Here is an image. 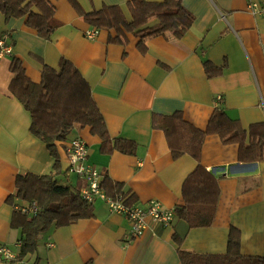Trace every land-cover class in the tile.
<instances>
[{
    "label": "crops",
    "instance_id": "0c3cea01",
    "mask_svg": "<svg viewBox=\"0 0 264 264\" xmlns=\"http://www.w3.org/2000/svg\"><path fill=\"white\" fill-rule=\"evenodd\" d=\"M128 1L79 0L86 11L119 6L129 19ZM181 2L193 17L188 31L178 37L167 31L142 43L126 32L124 44L109 41L114 30L100 29L86 37L85 31L95 26L68 0L53 1L59 24L49 38L24 25L23 17L6 18L0 11V35L6 34L11 44V53L0 55V243L15 255L0 258V264H181L179 249L203 256L225 254L230 235L241 255L264 257V150L261 159L245 161L238 143H223L218 134L209 133L199 161L189 154L173 158L164 131L152 126L154 115L180 113L204 130L219 107L240 123L244 142L261 137L264 148V17L251 14L247 0ZM12 57L35 82L44 65L57 68L61 58L71 61L89 84L110 138L134 144L133 151H106L110 143L104 147L88 126L74 128L58 147L63 170L68 167L66 148L79 137L87 144L88 163L102 173L101 183L107 189L116 184L130 195L125 204L145 206L155 198L175 208L184 204L183 182L199 162L218 177L212 223L189 229L175 216L170 225L148 219V229L135 237L124 215L95 198L91 217L49 226L39 234L33 254L16 257L22 232L12 224L13 213L31 218L16 208L27 202L14 196L16 176L50 173L53 158L30 131V115L10 90ZM70 174L66 171L62 180L80 189L86 184L83 177Z\"/></svg>",
    "mask_w": 264,
    "mask_h": 264
},
{
    "label": "trees",
    "instance_id": "16d2710c",
    "mask_svg": "<svg viewBox=\"0 0 264 264\" xmlns=\"http://www.w3.org/2000/svg\"><path fill=\"white\" fill-rule=\"evenodd\" d=\"M53 1L0 0V11L6 18L23 17L24 25L49 38L59 24L54 18ZM68 1L91 25L99 30H114L115 35L110 36L109 41L115 43H126V32L138 36L139 43L167 31L178 37L189 30L193 21L192 15L181 5V0H129V19L119 6L103 5L86 11L79 0ZM22 65L19 59L12 57L10 90L30 115V131L46 144L53 158V170L47 174L27 171L16 176L14 196L29 203L35 201L38 207L37 213L30 219L19 211L15 210L13 213L12 224L20 227L22 232L16 256L18 258L34 253L39 234L49 226L66 225L93 215V203L81 196L77 185L61 178L66 176L67 169H62L58 147L67 140L72 129L88 126L92 134L102 139L104 147L110 143L106 151L114 148L133 151L134 145L122 138H110L89 84L71 61L61 58L57 68L44 65L38 82L26 76ZM205 66L207 67V63ZM213 110L204 130L183 120L180 113L154 115L152 126L164 131L173 158L189 154L199 161L203 139L209 133L218 134L223 143H238L240 158L245 161L263 157L261 137L250 143L244 142L245 131L240 123L230 119L223 108L216 107ZM127 142L130 144L129 149L125 146ZM101 186L105 187L103 183ZM104 191L112 197L121 196L125 203L130 198L116 184L110 189L106 186ZM219 193L215 172L197 162L183 182L184 204L174 208L175 218L184 220L189 229L210 225ZM178 253L181 264H264V257L241 255L238 252V241L231 235L225 254L203 256L181 249Z\"/></svg>",
    "mask_w": 264,
    "mask_h": 264
},
{
    "label": "built area",
    "instance_id": "2783aa9c",
    "mask_svg": "<svg viewBox=\"0 0 264 264\" xmlns=\"http://www.w3.org/2000/svg\"><path fill=\"white\" fill-rule=\"evenodd\" d=\"M247 9L253 15L264 17V0H247ZM98 32L99 29L94 27L87 29L85 35L92 38ZM8 39L6 34L0 35V55L11 53V44ZM66 152L68 155L67 171L83 177L86 181V184L80 189L81 196L87 202H93L95 198L103 200L112 212L124 215L130 222L133 236H141L145 233L149 227L148 219L153 223L170 225L175 215V209L163 206L155 198L150 199L145 206H129L125 204L121 196L112 197L106 194L101 186L102 173L87 161L88 147L83 139L73 138L67 146ZM16 208L28 214L29 217L34 216L38 210L35 201L30 203L23 201ZM0 258L11 260L15 258V255L8 246L0 243Z\"/></svg>",
    "mask_w": 264,
    "mask_h": 264
},
{
    "label": "rangeland",
    "instance_id": "374dc122",
    "mask_svg": "<svg viewBox=\"0 0 264 264\" xmlns=\"http://www.w3.org/2000/svg\"><path fill=\"white\" fill-rule=\"evenodd\" d=\"M70 176H72V177H76L74 174H70Z\"/></svg>",
    "mask_w": 264,
    "mask_h": 264
}]
</instances>
